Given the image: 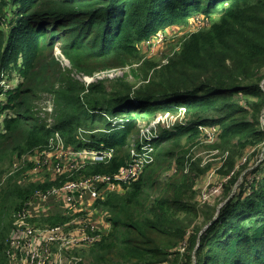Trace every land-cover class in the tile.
Listing matches in <instances>:
<instances>
[{
  "label": "trees",
  "instance_id": "trees-1",
  "mask_svg": "<svg viewBox=\"0 0 264 264\" xmlns=\"http://www.w3.org/2000/svg\"><path fill=\"white\" fill-rule=\"evenodd\" d=\"M193 20L203 25L165 63L145 60L144 43ZM57 48L84 76L136 65V82L79 81ZM11 65L21 81L1 110L9 113L1 163L48 148L59 134L67 147L112 151L86 170L114 174L142 126L160 115L182 117L170 129L159 126L138 179L95 202L106 218L101 239L69 256L86 248L88 264H264V0H0V73ZM41 95L54 102L52 125L35 111ZM201 127L215 129L217 141L207 143ZM199 146L226 156L221 194L203 202L197 181L212 164L196 157ZM24 176L0 178V264H10L15 215L38 190L60 184ZM70 220L48 212L31 223Z\"/></svg>",
  "mask_w": 264,
  "mask_h": 264
},
{
  "label": "built area",
  "instance_id": "built-area-1",
  "mask_svg": "<svg viewBox=\"0 0 264 264\" xmlns=\"http://www.w3.org/2000/svg\"><path fill=\"white\" fill-rule=\"evenodd\" d=\"M158 38L163 40V38ZM116 70L121 69L97 73L89 80V83L106 79L108 74ZM3 87L2 90L6 93L9 88L8 86ZM52 111L53 106L50 107L49 112ZM166 116L171 115L167 114L165 117ZM163 117L164 116H161L149 125L141 127L140 135L133 139L134 142H137L131 150L130 160L114 174H92L82 177H78L77 175V177L74 178L76 173L83 171L88 166L110 160L113 152H97L86 148L75 149L67 147L61 136L56 134L55 138L51 140L49 147L45 148V151H43L42 160L30 165L32 167L34 166L35 172H39L34 175L37 176V180L43 183L45 181L38 179V175L43 174L40 171L46 168H52L53 174L50 175V181L60 182V184L53 185L48 189L38 190L35 193V197L15 215L14 226L7 240V255L9 259L16 262L17 259L20 258L22 264H56V260L52 259L53 247L55 245L58 247L59 252L56 256L54 255L56 259L59 258L58 264H84L78 256H69L68 251L76 247L92 245L101 239V234H99V232L106 223L103 219L101 222H96L94 216H91L95 215V209H97L95 208V202L101 198L105 192H122L124 190V185L138 179L145 164L150 161V155L154 152V141L160 137L159 126L161 125L170 129L174 127L176 123L182 121L181 119L176 122V118L170 120L166 119L164 121L162 119ZM202 130L207 133V143L212 144L217 141L215 129L210 130L203 127ZM243 161L245 162V160ZM18 165L19 163H14L15 167ZM221 188L222 185L213 187L209 193H203L204 200L206 201L213 195L218 194ZM56 201L59 202L64 210L74 217L72 224L75 227L78 226L82 233L72 235L73 231H66L65 228L71 221L65 225L48 227L45 229L32 225L31 220L35 217L32 211H37V208L32 207V203L38 206L40 214H47L52 209V206L56 205ZM89 201L92 202L90 206L86 205ZM83 226L86 227V230L80 228ZM61 253L69 258L64 260V258L60 256Z\"/></svg>",
  "mask_w": 264,
  "mask_h": 264
},
{
  "label": "rangeland",
  "instance_id": "rangeland-1",
  "mask_svg": "<svg viewBox=\"0 0 264 264\" xmlns=\"http://www.w3.org/2000/svg\"><path fill=\"white\" fill-rule=\"evenodd\" d=\"M203 25V23L200 20H193L191 22V26L189 28H184V29H179V28H174V30L168 29L166 31V33H159L157 37L152 38L150 41H148L147 43H144L142 45V53L144 54L145 60H155L157 62H162L165 63L166 58L168 55H171L173 53V51H177L182 43V41L187 37V35L191 32H194L196 30H198L201 26ZM163 38V40L159 39ZM55 55L57 56L58 60L63 64V66L65 68L71 69L73 70V65L71 63V61L65 56L63 55L61 49L57 48L55 50ZM137 66H127L122 70H116L110 74H108V76H106L108 79H121V78H128V81L131 82H136L134 79V73L133 71L135 70ZM75 73V78L79 81L85 82L87 84H91L92 82L89 83V80L92 78L90 76H84L83 74H80V72H77L75 70H73ZM110 71V70H108ZM106 72V71H105ZM100 73V72H99ZM97 74V73H96ZM105 77V78H106ZM21 81L20 78V74H18V69L14 66L11 65L10 67H8L7 69H4L1 73H0V116L2 115V117H0V132H2L3 127V120L5 118V115L9 113H5L3 114L1 112L2 107L4 106V103L7 101V92L4 93L3 92V86L7 87L9 89L15 87L17 85L18 82ZM53 100L52 97L48 96V95H41L39 100L35 103L36 105V112L38 113V116L40 117L41 121H43L44 124H49L52 125L54 122L53 116H52V112L50 111V107L53 106ZM49 111H48V110ZM11 115H13L12 112H10ZM103 115H105L103 113ZM162 115L159 116V118ZM158 118V119H159ZM176 118V122L181 120V116H164L162 119L165 121L166 119L170 120V119H175ZM4 132V131H3ZM43 151H45V149H35L34 151H32L31 153H27L24 155L19 156L18 154H14L12 155L11 158V163H1L0 162V175L2 172H4L3 176L5 174H7L6 176H2L3 177V182L9 177V176H15V175H19L20 179L25 178L24 175H26L29 180H31L32 182H41L39 180H37V176H35L34 174H37L39 172H35L34 170V166H30V164L32 165L34 162H40L42 160L43 157ZM195 154L196 157H201L202 158V162L204 165H206L207 163L212 164V169L211 171L203 178H200L197 181V190H198V200L203 202L205 201L203 198V193H209L211 189H213V187H219L222 181V177L219 174V169L223 166V161L225 159V157H223V155H221L219 152L215 151V150H208L207 148H204L202 146H199L195 149ZM256 158V157H255ZM255 160V159H254ZM14 163H19V165L17 167L14 166ZM243 162H241V164H243ZM239 166H240V162H239ZM255 167V165H254ZM83 171L85 172H78L75 175L78 177H82L84 175H92L90 173H87L88 169H84ZM41 175H38V179H42L45 182L50 181V175L53 174V170L52 168H46L43 169L42 171H40ZM247 172V171H246ZM246 172L243 173V175L241 176V181L243 182L244 180V175L246 174ZM80 174V175H79ZM0 176V178H2ZM221 194V190L218 194L213 195V198H216L217 195ZM210 197V198H212ZM207 201V200H206ZM56 205L52 206V209L50 210L51 212H57V214L60 215V213L63 214V216L65 217H71V222L69 223L68 226H66V231L67 232H72V235H78L81 232V230L75 226H73V219L74 217L71 216L69 214V212H67L66 210H64L61 205L59 204L58 201L55 202ZM90 204H92V202H87L86 205L90 206ZM94 204V202H93ZM32 207L37 208V211H32V214H37L39 213L40 209L38 208V206L36 204L32 203ZM92 208V206H91ZM93 210V209H92ZM88 211V210H86ZM85 211V212H86ZM69 214V215H68ZM95 215H91L94 216V220L97 222H101L102 219H106L105 218V213L99 211V209H95ZM64 219V218H63ZM105 221V220H104ZM38 228L41 229H45L42 228L40 226H36ZM82 230H86V227H80ZM75 230V231H74ZM56 249H58L57 246L54 245L53 247V257L52 259L56 260V264H58L57 262L59 261V258L56 259V257H54V255L56 256ZM74 249V248H73ZM66 252V251H65ZM77 252V256L79 259H81L82 262H84V264H88L89 262V257L87 256L88 254V250L82 249V248H78L76 249ZM80 252V253H79ZM71 254V253H70ZM60 256H62L64 258V260L66 258H69L68 256L64 255L63 253L60 254ZM76 256V255H75ZM59 257V256H58ZM194 260H195V256H194ZM54 262V261H52ZM10 264H22L21 259H17V261L13 262L10 260Z\"/></svg>",
  "mask_w": 264,
  "mask_h": 264
},
{
  "label": "crops",
  "instance_id": "crops-1",
  "mask_svg": "<svg viewBox=\"0 0 264 264\" xmlns=\"http://www.w3.org/2000/svg\"><path fill=\"white\" fill-rule=\"evenodd\" d=\"M68 252L70 253V252H71V250H70V251H68ZM56 253H59V252H58V249H56Z\"/></svg>",
  "mask_w": 264,
  "mask_h": 264
},
{
  "label": "water",
  "instance_id": "water-1",
  "mask_svg": "<svg viewBox=\"0 0 264 264\" xmlns=\"http://www.w3.org/2000/svg\"><path fill=\"white\" fill-rule=\"evenodd\" d=\"M224 204V203H223ZM223 204H221L220 206H219V208L218 209H220V207L223 205ZM219 211V210H218Z\"/></svg>",
  "mask_w": 264,
  "mask_h": 264
}]
</instances>
